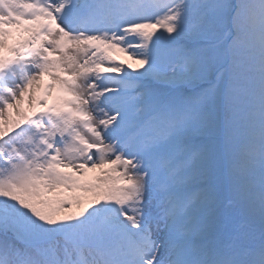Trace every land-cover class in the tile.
Listing matches in <instances>:
<instances>
[{
  "label": "snow or ice",
  "instance_id": "6c2138e0",
  "mask_svg": "<svg viewBox=\"0 0 264 264\" xmlns=\"http://www.w3.org/2000/svg\"><path fill=\"white\" fill-rule=\"evenodd\" d=\"M0 264H264V0H0Z\"/></svg>",
  "mask_w": 264,
  "mask_h": 264
},
{
  "label": "rangeland",
  "instance_id": "374dc122",
  "mask_svg": "<svg viewBox=\"0 0 264 264\" xmlns=\"http://www.w3.org/2000/svg\"><path fill=\"white\" fill-rule=\"evenodd\" d=\"M116 56V59L117 60H124L126 64L128 63H132V61L128 60L127 59V56L123 53H116L115 54ZM49 102H51V100L49 99ZM21 107L25 110V111H29V104H28V101H27V96L25 97L24 99V102L22 103Z\"/></svg>",
  "mask_w": 264,
  "mask_h": 264
},
{
  "label": "bare ground",
  "instance_id": "6f19581e",
  "mask_svg": "<svg viewBox=\"0 0 264 264\" xmlns=\"http://www.w3.org/2000/svg\"><path fill=\"white\" fill-rule=\"evenodd\" d=\"M44 80L46 81L47 80V77H44Z\"/></svg>",
  "mask_w": 264,
  "mask_h": 264
}]
</instances>
